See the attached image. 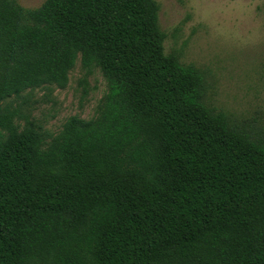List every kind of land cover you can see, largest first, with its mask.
Instances as JSON below:
<instances>
[{
    "label": "trees",
    "instance_id": "trees-1",
    "mask_svg": "<svg viewBox=\"0 0 264 264\" xmlns=\"http://www.w3.org/2000/svg\"><path fill=\"white\" fill-rule=\"evenodd\" d=\"M165 38L156 0H0V264H264V137ZM79 56L108 92L48 142L7 101Z\"/></svg>",
    "mask_w": 264,
    "mask_h": 264
},
{
    "label": "rangeland",
    "instance_id": "rangeland-1",
    "mask_svg": "<svg viewBox=\"0 0 264 264\" xmlns=\"http://www.w3.org/2000/svg\"><path fill=\"white\" fill-rule=\"evenodd\" d=\"M156 1L165 55L201 72L209 107L264 137V0ZM16 2L37 9L46 0ZM107 92L102 72L86 70L79 56L65 88L45 85L7 102L20 113L18 123L33 121L51 142L70 118H97Z\"/></svg>",
    "mask_w": 264,
    "mask_h": 264
}]
</instances>
